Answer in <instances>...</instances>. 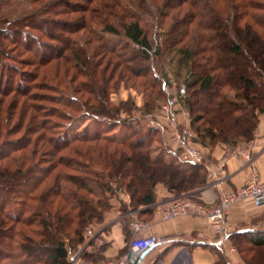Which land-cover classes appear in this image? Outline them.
Listing matches in <instances>:
<instances>
[{"label":"trees","instance_id":"16d2710c","mask_svg":"<svg viewBox=\"0 0 264 264\" xmlns=\"http://www.w3.org/2000/svg\"><path fill=\"white\" fill-rule=\"evenodd\" d=\"M12 1L0 0V9ZM30 1L39 6L28 15L0 16V93L18 94L39 76L37 70L18 66L9 41L16 49L37 46L39 60L28 59L29 65L63 58L69 51L70 65L87 78L75 90L89 96L82 100L51 86L59 94L44 98L62 106L28 104L26 99L22 113L34 110L25 124L23 118L14 124L12 133L23 129L17 137L3 134L9 119L0 118V264H71L72 250L103 222L114 195L126 191L132 206L151 204L159 182L173 192H188L201 187L208 174L204 162L183 159L160 126L141 125L128 100L112 104L110 77H105L109 62L101 77L95 70L104 63L102 53L122 64L173 52L178 56L175 74L185 69L181 99L194 140L210 151L219 142H249L264 112V0ZM154 13L156 45L150 24L143 22ZM110 16L121 25L109 22ZM82 30L91 36L89 43L97 40L102 48L92 52L77 46L73 35ZM129 43L136 46L134 52L127 50ZM94 56L100 58L91 68ZM227 87L236 89L233 97ZM14 98L10 110L17 105ZM64 150L69 154L61 155ZM122 207L128 204L123 201ZM230 237L247 264H264V229H240ZM220 263L228 264L222 253Z\"/></svg>","mask_w":264,"mask_h":264},{"label":"crops","instance_id":"0c3cea01","mask_svg":"<svg viewBox=\"0 0 264 264\" xmlns=\"http://www.w3.org/2000/svg\"><path fill=\"white\" fill-rule=\"evenodd\" d=\"M186 114L179 112L177 115L183 129L191 127ZM165 135L171 145L168 133L165 132ZM195 142L207 152V164L226 160L227 175L220 184H211L207 178L201 187L193 191L176 193L164 182H159L155 201L138 206L130 204L129 192H121L120 197L114 195L111 198L112 207L105 211L103 222L94 225L87 232L86 241L72 253H89L97 258L95 261L109 260L124 252L133 236L156 234L163 240L149 247L139 264H221L220 253L228 264L233 261L246 264L230 233L240 229H264V205L256 206L250 198L234 203L228 213L229 233L223 241L218 240L205 217L191 215L164 220L158 213V207L168 200L194 193L207 202H216L222 193L241 187L255 174L264 180V112L260 115L255 138L245 146L219 142L210 151L205 150L201 142ZM123 201L128 204L126 210L122 207ZM135 219L148 221V226L142 231H134L132 222ZM216 243L220 244L218 249Z\"/></svg>","mask_w":264,"mask_h":264},{"label":"rangeland","instance_id":"374dc122","mask_svg":"<svg viewBox=\"0 0 264 264\" xmlns=\"http://www.w3.org/2000/svg\"><path fill=\"white\" fill-rule=\"evenodd\" d=\"M38 6L39 3L35 5L30 0H13L11 4L2 5V8L0 9V16H2V18L14 20L28 15L33 11L34 8ZM154 14V17L147 15V17H145V21L143 22L146 24H150L153 32L151 34V40L153 41L154 45H156L157 38L154 34L157 30L156 21H158V17L156 16V13ZM108 20L109 22L121 25V20L116 16H110L108 17ZM170 20L171 19L169 18L167 19L166 26L170 22ZM73 37L77 38V46H89L92 52H95L96 50L98 51L100 50V48H102L101 42L97 40L91 41L89 43L88 39L91 36L86 33L85 30L74 34ZM41 38L48 39L43 35L41 36ZM125 42L126 41L124 40L123 44H126ZM7 46L8 49L11 50V52H14L15 56L17 57L16 63L22 70H37L39 76L37 77V79L27 81V84L30 82V85L25 88H20L18 94H15V92H12L8 95L0 93V118L3 117L5 120L9 119V124H5L1 127V131L5 136L8 135L17 137L22 134L21 131L23 129L18 133L12 132L15 131L14 124H16V122H18V120H20L21 118H23L25 124L27 120H29L31 112L34 110L32 107H30L26 110L25 113H22L23 102H26V99L27 102H29L28 104H42L43 106H62L60 103H56L50 98H44V96H47L49 93L59 94L55 93L53 89L50 88L51 86H57L56 89H59V91L64 90L67 94H75L81 97L82 100H85V98L89 96V94H87L85 91L77 92L75 90L77 86L81 87L82 82L84 83L87 78L84 76L82 71H78L76 67L70 65V62L68 60V56L70 55L69 51L64 53L65 57L63 58H52L49 62L46 63L40 62L41 64L39 65L38 63L37 65H29L27 61L28 59L29 61L31 59H35V62L39 60L38 54L35 53V49L37 48L36 45L33 50H27L21 44L18 45L16 49L13 47L14 45L11 42L9 43L8 41ZM135 48L136 46L133 43H129V45L127 46V50L129 51H133L135 50ZM102 55L105 58L104 63H102L101 66L95 67V70L96 75L98 77H101V69L107 65V62H109V68L106 69L107 71L105 77H110L108 81L110 101L112 102V104L124 105V102L128 100V104H130L129 106H132L131 109H133L132 114L135 117L141 119V125L146 127L149 125L160 126L167 133L165 126L170 120L168 118V110L165 107V105L167 104L170 105L169 113L172 115L174 114L177 119V115L179 112H184V114L187 113L186 115L189 117V110L186 108L183 100L181 99V89L184 86L183 74L185 72V69L182 70L181 76H177L175 74L174 70L175 66H177L176 59L178 56H174L175 54L173 52H169L163 57H158L155 55L150 57L149 59H146L141 55L136 60H133L130 63L122 64L118 63L116 58H112L113 55H111L110 53H102ZM99 58L100 56H94L91 63V68H93V62L99 61ZM148 67L151 68L149 72L146 71ZM142 69H144L145 72H143ZM102 78H104V75L102 76ZM164 81H167L166 85H164ZM25 90L28 91V96H30L31 94H35L32 95V97L35 96L38 99L33 100L32 98L29 99V97L27 96L25 97L23 95V91ZM226 90L229 91L232 97L236 93V89L227 87ZM66 96L67 95H65V97ZM174 96L178 98V101L174 104H171ZM13 98V102H16L17 105L10 110L9 106ZM146 102H149V106L145 105ZM72 111L77 113V111L75 110ZM249 142H241L238 144L231 143L230 145L245 146V144ZM62 154H69V151L64 150L62 151L61 155ZM55 174L56 170L52 174L51 178H54ZM115 196L120 197V195L117 194Z\"/></svg>","mask_w":264,"mask_h":264},{"label":"built area","instance_id":"2783aa9c","mask_svg":"<svg viewBox=\"0 0 264 264\" xmlns=\"http://www.w3.org/2000/svg\"><path fill=\"white\" fill-rule=\"evenodd\" d=\"M167 81H164L166 85ZM178 101L173 97L171 104ZM165 107L168 110L169 122L165 129L169 135L171 146L179 150L181 157L192 163H206V153L204 149L197 145L191 127L181 128V123L176 116L170 114V105ZM250 157V154H247ZM227 162L224 159L217 164H207V178L211 184H220L226 177ZM250 198L256 206L264 205V180L258 175L248 179L241 187L222 193L216 202H207L203 199L191 195L177 197L166 201L158 207V213L164 220L177 219L185 216L200 215L208 220L210 227L218 236L219 241H223L229 233L228 213L230 207L243 199ZM148 226V221L135 219L132 222L134 231L139 232ZM163 238L156 234L133 236L129 242L128 248L117 257L104 261H95L84 257L81 253L72 255L71 264H139L145 251ZM232 264H242L233 261Z\"/></svg>","mask_w":264,"mask_h":264}]
</instances>
